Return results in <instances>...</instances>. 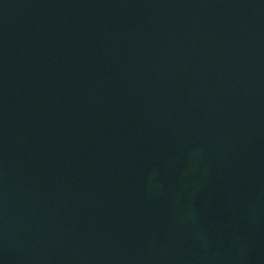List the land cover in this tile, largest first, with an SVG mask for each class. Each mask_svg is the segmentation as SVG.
I'll use <instances>...</instances> for the list:
<instances>
[{
	"label": "water",
	"instance_id": "95a60500",
	"mask_svg": "<svg viewBox=\"0 0 264 264\" xmlns=\"http://www.w3.org/2000/svg\"><path fill=\"white\" fill-rule=\"evenodd\" d=\"M0 264H264V0H0Z\"/></svg>",
	"mask_w": 264,
	"mask_h": 264
}]
</instances>
